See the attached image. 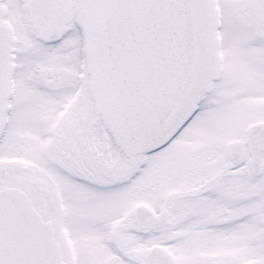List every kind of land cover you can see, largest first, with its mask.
Listing matches in <instances>:
<instances>
[{
  "label": "snow or ice",
  "instance_id": "6c2138e0",
  "mask_svg": "<svg viewBox=\"0 0 264 264\" xmlns=\"http://www.w3.org/2000/svg\"><path fill=\"white\" fill-rule=\"evenodd\" d=\"M0 264H264V0H0Z\"/></svg>",
  "mask_w": 264,
  "mask_h": 264
}]
</instances>
